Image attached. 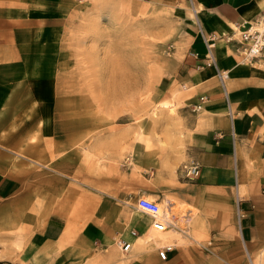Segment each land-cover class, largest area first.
Listing matches in <instances>:
<instances>
[{"label": "crops", "instance_id": "1", "mask_svg": "<svg viewBox=\"0 0 264 264\" xmlns=\"http://www.w3.org/2000/svg\"><path fill=\"white\" fill-rule=\"evenodd\" d=\"M141 1L172 10L177 28L154 66L161 123L137 141L129 128L86 129L76 97L63 92L73 53L62 43L84 3L0 0L1 259L264 264V57L242 60L234 29L264 0ZM209 42L228 72L224 86L207 64ZM190 159L200 164L193 178L179 169ZM139 196L172 207L171 224L151 229ZM117 239L130 243L127 251Z\"/></svg>", "mask_w": 264, "mask_h": 264}, {"label": "rangeland", "instance_id": "2", "mask_svg": "<svg viewBox=\"0 0 264 264\" xmlns=\"http://www.w3.org/2000/svg\"><path fill=\"white\" fill-rule=\"evenodd\" d=\"M78 1L83 18L74 14L62 43L73 53L63 92L76 97L70 100L83 109L86 129L108 135L129 128L138 140L142 131L155 136L161 122L155 121L154 66L169 55V34L177 28L172 10L141 0Z\"/></svg>", "mask_w": 264, "mask_h": 264}, {"label": "built area", "instance_id": "3", "mask_svg": "<svg viewBox=\"0 0 264 264\" xmlns=\"http://www.w3.org/2000/svg\"><path fill=\"white\" fill-rule=\"evenodd\" d=\"M238 31L239 35V46L236 48V52L241 55L242 60L247 62H253L259 58L264 57V8L247 23H237L234 27ZM173 48L172 44H168L167 53H170ZM205 58L208 65L215 67L216 75L220 83L224 86L225 79L228 77L227 70L219 69L216 65L215 57L213 55L212 43H207V51ZM204 96H200L198 102H196L192 109L198 110L201 107V101ZM200 164L194 160L183 163L179 168L183 175L188 178H193L199 173ZM135 206L147 213L152 217V226L158 230H163L171 224V216H169L162 204L154 199L146 196H139L135 200ZM237 216H241V210L237 205ZM116 244L122 251H127L130 247L129 242L117 239ZM171 249V245H166L163 248L158 249V256L164 259L167 255L168 250Z\"/></svg>", "mask_w": 264, "mask_h": 264}, {"label": "bare ground", "instance_id": "4", "mask_svg": "<svg viewBox=\"0 0 264 264\" xmlns=\"http://www.w3.org/2000/svg\"><path fill=\"white\" fill-rule=\"evenodd\" d=\"M174 93H176V92H174ZM176 97H179L178 94H176ZM183 98H184V97H183ZM182 100H183V99H182ZM143 137H144V135H143ZM162 206H163V208H164V206H166V204H165V205L162 204ZM174 207H175V206H174ZM178 207H179V206H178ZM181 208H182V207H181ZM171 211H172V207H170V208H169V211H167V212H169V213H168L169 216H172V215H171V213H172ZM150 228H151V229H152V228H153V229H156V228H154V227L152 226V224H151ZM69 230H70V229H69ZM65 231H66V230H65ZM65 231H64V232H65ZM67 232H68V230H67ZM63 234H64V233H63ZM66 234H67V233H66ZM65 236H66V235H65ZM65 238H66V237H65ZM63 242H64V241H63ZM144 244H145V243H144ZM138 246H140V244H139ZM47 250H48V249H47ZM131 252H132V251H131ZM130 254H131V253H130ZM127 255H128V254H127ZM123 257H124V256H123Z\"/></svg>", "mask_w": 264, "mask_h": 264}, {"label": "trees", "instance_id": "5", "mask_svg": "<svg viewBox=\"0 0 264 264\" xmlns=\"http://www.w3.org/2000/svg\"><path fill=\"white\" fill-rule=\"evenodd\" d=\"M0 264H15V263H13V262H11V261H9V260L1 259V258H0Z\"/></svg>", "mask_w": 264, "mask_h": 264}]
</instances>
